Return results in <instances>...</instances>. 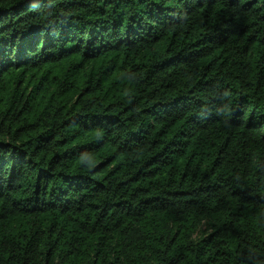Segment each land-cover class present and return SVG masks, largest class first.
I'll return each mask as SVG.
<instances>
[{
	"label": "trees",
	"instance_id": "16d2710c",
	"mask_svg": "<svg viewBox=\"0 0 264 264\" xmlns=\"http://www.w3.org/2000/svg\"><path fill=\"white\" fill-rule=\"evenodd\" d=\"M0 264H264V0H0Z\"/></svg>",
	"mask_w": 264,
	"mask_h": 264
}]
</instances>
